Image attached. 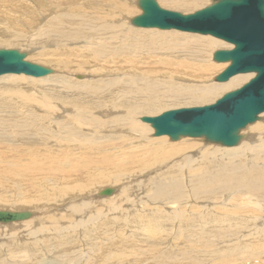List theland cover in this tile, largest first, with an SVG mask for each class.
<instances>
[{
  "label": "bare ground",
  "instance_id": "1",
  "mask_svg": "<svg viewBox=\"0 0 264 264\" xmlns=\"http://www.w3.org/2000/svg\"><path fill=\"white\" fill-rule=\"evenodd\" d=\"M49 1L0 0V44L8 49L22 44L20 49L30 52L28 57L18 50L25 61L31 58L55 70L42 77L0 75V204L9 203L7 192L15 188L10 179L18 176L19 166L28 173L22 178L25 188L35 183L42 189L48 190L49 184L54 187L53 192L43 190L38 199L20 196V201L33 198L32 210H41L39 215L26 209L32 213L27 221L0 222L4 225L0 226V264H41L45 259L47 264H58V259H63L60 264H140L141 257L146 264H201L191 260L201 256L206 258L205 264H238L233 238L240 231L264 229V113L256 120L259 122L241 129L238 144L228 148L191 137L177 142H168L163 135L149 138L146 135L152 127L139 122L143 116L186 108L182 105L195 101L211 104L227 88L252 77L236 74L226 82L209 81L219 66L210 63L211 55L208 61V54L232 46L211 35L137 27L131 21L138 0ZM197 1L158 0V4L186 12L197 8ZM126 23L139 36L121 33L118 38V28ZM47 34L42 45L41 36ZM107 38L113 42L109 44ZM56 68L67 75L57 74ZM74 74L82 75L84 82L75 80ZM96 76L99 78L94 80ZM200 87L205 90L198 91ZM49 115L52 118L47 119L53 121L47 126L54 127L53 132L41 125ZM91 127L97 133H86ZM207 157L215 164L225 162L215 176L228 180L222 193L226 201L220 198L218 204L216 200L213 209L199 202L221 195V183L201 180ZM173 162L180 164L167 167ZM158 164L166 169L153 178ZM57 167L68 173L62 175L64 181L49 174V168ZM170 168H178L176 177L167 175ZM232 169L243 171L247 180L242 181L243 174ZM232 175L248 194L232 185ZM109 185L116 189H108ZM96 192L100 198L94 196ZM250 195L257 202L250 199L249 206L243 197ZM188 199L194 202L189 208L184 205ZM108 204L109 212L118 219V225L110 228L98 217ZM170 204L176 205L164 207ZM237 215L247 218L241 222ZM255 224L261 225L256 228ZM164 231H170L169 235ZM152 232L161 234L154 238ZM244 235L237 244L242 249L264 247L263 237L254 238L260 245L255 248L250 236ZM169 241L168 254L163 253L160 249ZM156 249L161 252L152 256ZM246 259L264 264V251Z\"/></svg>",
  "mask_w": 264,
  "mask_h": 264
},
{
  "label": "water",
  "instance_id": "2",
  "mask_svg": "<svg viewBox=\"0 0 264 264\" xmlns=\"http://www.w3.org/2000/svg\"><path fill=\"white\" fill-rule=\"evenodd\" d=\"M137 5L141 14L131 21L137 27L211 35L231 45L212 54L214 62L228 63L214 77L217 82H226L236 74H252L245 84L211 104L163 111L143 116L141 121L150 124L153 136L166 135L172 141L202 137L225 147L236 146L240 130L264 112V0H211L186 14L164 9L156 0H138ZM50 72L25 61L24 53L17 49L0 48V75L42 77ZM31 214L28 210H0V222L25 220Z\"/></svg>",
  "mask_w": 264,
  "mask_h": 264
},
{
  "label": "rangeland",
  "instance_id": "3",
  "mask_svg": "<svg viewBox=\"0 0 264 264\" xmlns=\"http://www.w3.org/2000/svg\"><path fill=\"white\" fill-rule=\"evenodd\" d=\"M49 1V0H48ZM157 1V3H159L158 2V0H156ZM49 2H52V0L51 1H49ZM48 2V3H49ZM208 3L210 4L211 3V0H206V1H203V0H198L197 1V8H194V9H191V10H189V11H186V12H184V11H182V10H177V9H174V8H168V6H165V5H162L161 7L162 8H164V9H169V10H173V11H178V12H181V13H183V14H186V13H191V12H193L194 10H196V9H199V8H201V7H204V6H206V5H208ZM50 4V3H49ZM52 4H56L54 1L52 2ZM201 4V5H200ZM160 5V4H159ZM138 9V10H137ZM134 11L137 13L136 15H135V17H137L138 15H140L141 14V10H140V8L138 7V8H135L134 9ZM139 11V12H138ZM117 15H118V13L116 14V17H117ZM115 20H116V18H114ZM115 20L113 21V22H115ZM134 27V26H133ZM135 28V27H134ZM148 29V28H147ZM152 29H157V28H152ZM161 30V29H160ZM118 31H119V33H118V38H120L121 37V33L123 34V35H131L132 37H135V36H139L138 34H135V33H131L130 31H129V25H128V23H126L124 26H122V27H120V28H118ZM178 31V30H177ZM178 32H182V33H192V32H183V31H178ZM194 34H196V33H194ZM48 35H50V34H47L46 36H41V39L43 40L42 42H41V44L42 45H44V42H46V39H47V37H48ZM197 35H199V34H197ZM213 37V36H212ZM216 39V38H215ZM107 42L109 43V44H111L112 42H113V40L111 39V38H107ZM223 42V41H222ZM221 44H225V43H221ZM227 44V43H226ZM1 46H0V48H6V49H8V48H10V47H7V46H5V44H0ZM20 45V47H11V48H15V49H17V50H20V51H22V52H25L26 53V56H30V52L28 51V50H24V49H20L22 46V44H19ZM125 48H127L128 50H130L128 47H127V45H125L124 46ZM32 48H34V47H32ZM30 49V48H29ZM217 49H225V48H223V47H221V48H216L215 50H217ZM131 51V50H130ZM132 52V51H131ZM173 52L174 53H180V51H178V50H173ZM209 55H211L212 56V52H210V54H208V56H207V58H208V61H209ZM210 56V58H211V60H212V57ZM27 61H30V62H32V63H35V64H38L36 61H34V60H32L31 58L28 60L27 58H25ZM210 60V63L211 64H213V65H218L219 67H218V70H214L215 72L214 73H212V75L215 77L217 74H219L225 67H221L222 66V64L221 63H216V62H212ZM175 64V63H174ZM38 65H41V66H43V67H46V68H49V69H52L53 70V73H54V69L53 68H51L49 65V67L46 65V66H44L43 64H38ZM56 70L59 72V73H57V74H59V75H67V73H64V71H59L57 68H56ZM194 70V69H193ZM52 73V74H53ZM78 73V72H77ZM195 73V72H194ZM79 74H82V72H79L78 73V75ZM197 74V73H196ZM16 75H20V74H16ZM49 75H51V74H49ZM75 75V80H77V81H82V82H84V77L81 75V77H78L77 76V74H74ZM7 76H14V75H7ZM48 76V75H47ZM28 77V76H27ZM214 77L212 78V77H210L209 78V81L210 80H214ZM73 79H74V77H72ZM97 78H99L98 76H96V78L94 79V80H96ZM240 79H242V78H240ZM250 79V78H249ZM248 79V80H249ZM248 80H246V79H243L242 80V83L240 84V85H238V86H236V87H233V88H227L226 90H224L222 93H221V95H220V97L224 94V93H226V92H229V91H232V90H234V89H237V87L239 88L241 85H243L245 82H247ZM244 82V83H243ZM86 83V82H85ZM213 83V86H215L216 84H217V82L216 83H214V81L212 82ZM219 83H222V82H219ZM46 84V83H45ZM23 85H26V84H23ZM230 86H232V84L230 85ZM234 86V85H233ZM27 88V87H26ZM205 90V88H198V91H204ZM31 91V90H30ZM212 103V102H211ZM207 105L208 103H205V102H203V103H200L199 101H195V103H193L192 105H182L183 107H193V106H202V105ZM9 112V111H8ZM40 113H43L42 111L40 112ZM262 113H264V112H262ZM261 113V114H262ZM159 114V113H158ZM260 114V115H261ZM38 118H40L41 116H37ZM52 118V116L51 115H49V116H44V118L45 119H43L42 120V127H44L46 130H48V131H50V132H53L54 130H55V128L54 127H52V126H47L48 124H50L51 122L50 121H53V119H47V118ZM56 118L57 119H59L57 116H56ZM42 119V118H41ZM138 121H139V119H137ZM261 120V119H260ZM139 122H141V123H145V122H142V121H139ZM257 122H259V121H256L255 123H257ZM255 123H253V124H255ZM148 124V123H147ZM252 124V123H251ZM149 125V124H148ZM52 127V128H51ZM151 129V128H150ZM11 131H12V129H11ZM243 131V130H242ZM97 133L96 132V129L95 128H90L89 130H87L86 131V133ZM100 132V131H99ZM244 132V131H243ZM242 132V133H243ZM19 133V132H18ZM151 133H153V130L151 129V130H149L148 132H147V137H156V136H153ZM20 134V133H19ZM151 134V135H150ZM243 135L244 136H246V133H243ZM50 136V135H49ZM49 136H48V138H49ZM163 136H165L166 137V140L168 141V142H173L172 140H169V138H168V136H166V135H163ZM158 137V136H157ZM46 138H47V136H46ZM47 138V139H48ZM183 138H188V137H182V138H180V139H183ZM190 138V137H189ZM193 137H191L190 139H192ZM179 139V140H180ZM193 139H195V138H193ZM198 139H200V140H202V143H210V142H205L202 138H198ZM72 141H69L68 143H71ZM174 142H177V140L176 141H174ZM210 144H214V145H217V146H219V147H225V146H221L220 144H216V143H210ZM240 144V143H239ZM79 146V144H75V145H70V144H66V146L65 147H69V148H77ZM226 148V147H225ZM228 148V147H227ZM0 150H3V148H0ZM84 150H87V149H84ZM39 161H41V159L39 160ZM165 163V162H164ZM163 163V164H164ZM224 163L225 162H222V163H220V164H215L214 162H213V160H212V158L211 157H207V165L205 166V167H203L202 169H201V180L203 179V180H208V182L209 183H211V184H217V183H221L222 184V187L221 188H219L218 189V191L221 193V195L220 196H218V198H214V199H209V200H207V201H199L200 202V206H204V204L206 205V204H209L211 207H212V209L214 208V206L213 205H215V201L217 200V203L218 204H221V201L223 200V201H226V198L224 197L225 195H223L222 193H223V190H224V185H226L227 183H228V180L227 179H224V180H222V179H220V178H217L216 176H215V174H217V173H219L220 172V170L222 169V167H223V165H224ZM40 164H43V162H41ZM173 164H180L179 162H173V163H171V164H167V167H170V166H172ZM157 166H159V167H157ZM166 166V165H165ZM165 166H162V164H158V165H156L155 167L156 168H154V171H153V178L155 177V176H158V175H160L161 173H163L164 171H165V169H166V167ZM20 167H23L24 168V166H19L18 167V169H17V172H18V176H16L15 178H17V179H15V178H13V179H15V180H13V179H10L11 180V183L15 186V188L13 187V188H11V189H9L8 190V194H7V198L9 199V200H6V201H8L9 203L7 204V205H3V204H0V210H26V209H31V211L33 212V216L35 215V213H36V216L37 215H39V212L41 211V210H38V209H36V210H32V205H34V203H35V201L33 200V198H29V200H27V201H20V199H23V198H20V196L21 195H25V197L26 196H28V195H35L36 197H37V199H38V196L40 197L41 196V193L43 192V190H45V191H48V192H53L54 190V187L53 186H51L50 184L48 185V190H47V188L46 187H44L43 189H42V185H36V184H38V183H35V185H33L34 186V188H33V186L31 187V185H30V187H28V188H25L24 186H23V184H22V178H26V174H28L27 173V171L26 170H20ZM48 168V167H47ZM161 168V169H160ZM50 169H53V170H50ZM56 170H59V171H56ZM62 169L61 168H56V169H54V168H49V174L50 175H52V174H56L58 177H60V178H62V175L65 173H62V171H61ZM234 172H237V173H239V174H243V171H239V170H237V169H232ZM50 171H52L51 173H50ZM177 172H179V170H178V168H170V170H169V172H168V176L169 177H172V178H174V177H176L177 176ZM247 172L248 173H250L251 172V169L250 170H247ZM131 173H134V171L131 169ZM131 173L130 174H128V181H131V179H132V176H131ZM61 174V175H60ZM65 174H67L68 175V173H65ZM31 175V174H30ZM5 177H8V171H6L5 172V175H4ZM185 176V175H184ZM11 178V177H10ZM19 178V179H18ZM28 178H29V176H28ZM231 178H232V181H231V183H232V185L234 186V187H236V188H240V189H243L244 190V193H246V194H248V191L237 181V179H236V176H234V175H232L231 176ZM241 180L242 181H245V180H247V175H245V174H243V176L241 177ZM33 181H37V180H33ZM62 181H64L63 180V178H62ZM38 186V187H37ZM110 187H108V188H111L112 190H113V188H115L116 189V187H112V185H109ZM107 187V186H106ZM31 188V189H30ZM51 188V189H50ZM28 189V190H27ZM32 189H33V191H32ZM42 191H41V190ZM19 190V191H18ZM20 190H22V192L20 191ZM52 190V191H51ZM9 192H11V193H9ZM99 192V191H98ZM98 192H96L95 194H94V196H96L97 198H100V197H98V196H101V195H99L98 194ZM17 195H16V194ZM37 193H39V195L37 194ZM226 193V192H225ZM236 193V192H235ZM143 195V193L142 194H140V196H142ZM9 196V197H8ZM18 196V197H17ZM204 196L206 197L207 196V194H204ZM91 197V196H90ZM143 197V196H142ZM252 196L250 195V197L247 199L246 197H243L244 198V200L245 201H249V203H248V205L250 206V205H252L251 204V201L253 200V203H256L257 202V200H256V198L255 197H252ZM144 198H149L148 196L147 197H144ZM220 198H224V199H222V200H220ZM140 199H141V197H140ZM143 199V198H142ZM219 199V200H218ZM250 199H251V201H250ZM189 200V201H188ZM188 200H186V202L184 203V205H185V207H187V208H189L190 207V203H191V205H193V201H192V199L190 200V199H188ZM210 200H212V201H210ZM19 201V202H18ZM21 202V203H20ZM23 202V203H22ZM204 202H207V203H204ZM213 202V203H212ZM25 203V204H24ZM14 204V205H13ZM17 204V205H16ZM23 205H26V206H23ZM109 205V204H108ZM111 205H113V206H115V207H117L118 205L117 204H115V203H113V204H111ZM111 205H109V207L108 208H106V209H100V215H98V217L100 218V219H102V223H103V226H105V227H109L110 228V226H111V224H113V225H118L117 224V221L116 220H118L115 216H113V215H111V213L109 212V208H110V206ZM171 205V204H170ZM170 205H168V206H164V207H170L169 209H172L176 204H172V205H174V206H170ZM198 205H199V203L197 202V208H198ZM15 208H14V207ZM105 206H107V204L105 205ZM135 206H137V204L135 205ZM189 206V207H188ZM34 208V207H33ZM211 209V210H212ZM216 209V208H215ZM38 211V212H37ZM115 212H118V210L117 211H115ZM199 212V208L198 209H196V213H198ZM202 212V216L204 215L203 213H204V210H202L201 211ZM199 214V213H198ZM132 214L130 213V214H128V216L130 217ZM220 215H222V214H220ZM32 216V217H33ZM223 216V215H222ZM32 217L30 218V219H32ZM121 217V216H120ZM128 217V218H129ZM122 218V217H121ZM223 218V217H222ZM227 218V217H226ZM236 218L239 220V221H241V222H243L244 220H246V218H247V216L246 215H237L236 216ZM30 219H28V220H30ZM229 219V218H228ZM223 220L224 221H226L224 218H223ZM22 221H27V220H22ZM22 221H19V222H22ZM35 222V221H34ZM76 222V221H75ZM4 224V223H3ZM1 225L0 224V226L2 227V226H4V225H6V224H4V225ZM11 224H15V222H12ZM31 224V223H30ZM28 225L29 227L32 225ZM73 225H74V223H73ZM259 226L261 225V224H258ZM258 225H253V227H256V228H258ZM0 227V228H1ZM24 229H26L25 227H23ZM28 228V227H27ZM124 228H126V226H124ZM228 228H230V227H228ZM165 229H169V227H168V225H166L165 226ZM250 230L251 229H247V231L248 232H244L245 233V235H244V233H243V231H240L238 234H237V236H235L234 238H233V243H234V246L236 247V249L238 250V252H237V259H239V262H238V264H259V260L258 259H256V260H252V261H250V260H247L246 258H253V257H255L256 256V254H260V251H264V247H260V245H258V244H256V239H254V238H260V237H263V242H264V229L263 230H261V231H258V230H256V229H254L255 230V232L254 231H252V232H254V233H250ZM137 232V234H138V231H136ZM166 234H168L169 235V233H170V231H164ZM261 232V233H260ZM4 233H6V231H4ZM127 233H130L129 231H127ZM161 234V232H152L151 233V235L152 236H154V238H157V237H159V235ZM212 233V232H211ZM250 233V234H249ZM247 234V235H246ZM250 236L249 237V240H250V243H252L253 244V246L256 248H258V247H260V248H262V249H253V251L252 250H248V249H242V247L239 245H237L238 244V242H239V238H241L242 236ZM256 237H255V236ZM167 236V235H166ZM168 237V236H167ZM239 239V240H238ZM169 243V244H168ZM143 244H145V243H143ZM128 246H129V244H127ZM170 245V241L169 242H167V246L165 245L164 247H162L163 249H160L163 253H167L168 254V248H166V247H168ZM170 247V246H169ZM247 247V246H246ZM164 248H166V249H164ZM167 250V251H166ZM161 251H157V249L154 251V252H152V256H155L157 253H159V252H161ZM169 253H170V251H169ZM262 253V252H261ZM91 255H93V253H92V251H91ZM171 255H176V252L175 253H173V254H171ZM170 255V256H171ZM251 256H253V257H251ZM202 257V256H201ZM201 257H198V259H191L192 261H195V260H197L198 262H201V264H205V262H206V258H201ZM205 257H207V254H205ZM51 258H52V256H50V258H48V260L50 261L51 260ZM162 258V257H161ZM192 258V257H191ZM26 258H24V260H25ZM262 259H263V257H262ZM46 260V259H45ZM43 261L41 264H47V262L46 261ZM207 260H209L210 261V259H207ZM17 261V260H16ZM63 261V259H58V264H60V262H62ZM129 260H127V262H128ZM136 261V260H135ZM139 261L141 262L140 264H142V263H145L146 264V259H145V257H141L140 259H139ZM197 262V263H198ZM118 264H119V262H117ZM122 263H125V261H123ZM134 263H136V262H134ZM161 263V262H160ZM170 262H167L166 264H169ZM189 263H190V261H189ZM188 262H186V264H189ZM116 264V263H115ZM126 264V263H125ZM151 264H155L154 262L153 263H151ZM171 264V263H170Z\"/></svg>",
  "mask_w": 264,
  "mask_h": 264
}]
</instances>
